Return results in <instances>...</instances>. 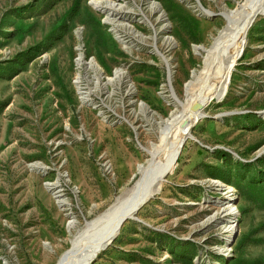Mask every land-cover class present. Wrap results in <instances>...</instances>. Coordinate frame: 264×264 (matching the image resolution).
<instances>
[{"label": "rangeland", "instance_id": "374dc122", "mask_svg": "<svg viewBox=\"0 0 264 264\" xmlns=\"http://www.w3.org/2000/svg\"><path fill=\"white\" fill-rule=\"evenodd\" d=\"M96 1L0 0V264H58L134 188L204 67L196 48L246 0H108L111 15ZM204 112L160 190L87 264H264L263 15Z\"/></svg>", "mask_w": 264, "mask_h": 264}, {"label": "bare ground", "instance_id": "6f19581e", "mask_svg": "<svg viewBox=\"0 0 264 264\" xmlns=\"http://www.w3.org/2000/svg\"><path fill=\"white\" fill-rule=\"evenodd\" d=\"M93 5L97 10L107 15H111L117 9L114 7V3L108 0L96 1L93 2ZM148 8L151 13H158L157 20L163 21L158 4L150 2ZM138 10L144 16V22L151 26L152 22L150 23L144 12L140 8ZM259 15L264 16V0H246L235 19L231 12L223 13V17L228 23V29L220 40L215 41V46L212 49L203 46L196 48L199 55L205 54L204 67L200 73L193 75V81L186 86L187 102L181 103L175 100V106L181 108L178 116L176 118L172 116L171 119L156 124L155 131L159 137L158 142L157 144L152 143L148 148H143L150 158L147 165L138 167L139 181L134 188L119 197L110 209L92 222L87 223L79 231L72 241V250L63 255L58 264H87L95 251L103 248L111 241L118 230L120 222L126 216H130L129 219H132L135 216L134 211L156 195L161 188V183L164 182L166 176L176 164L184 140L191 137L189 129L192 123L199 118H203L205 108L217 96L226 81L228 73L237 63L246 40L247 31L252 25L253 19L255 20ZM193 85H195V88H193ZM174 98H176L175 95ZM172 120L176 121L173 126L171 125ZM213 184L219 188L226 187V185L217 181ZM225 190L227 192L234 191L229 187H226ZM227 192L226 196L229 197L230 201L222 204L225 205L223 210L226 211V215H224L234 219L236 216L233 212L237 208L233 209L230 206L231 199L228 196L229 192ZM233 221H228L229 225H224L226 232H228L226 238L229 241L235 231L233 224H230Z\"/></svg>", "mask_w": 264, "mask_h": 264}, {"label": "water", "instance_id": "95a60500", "mask_svg": "<svg viewBox=\"0 0 264 264\" xmlns=\"http://www.w3.org/2000/svg\"><path fill=\"white\" fill-rule=\"evenodd\" d=\"M254 20V19H253ZM183 145V144H182ZM182 145H181V148H182ZM143 205L139 206L135 211H134V214L138 212V210L142 207ZM130 218V216H126L121 222H120V225L118 227V230H117V234L119 232V230L121 229L122 225ZM115 238V236L111 239L113 240ZM108 244V243H107ZM106 244V245H107ZM106 245L102 248L104 249L106 247Z\"/></svg>", "mask_w": 264, "mask_h": 264}]
</instances>
